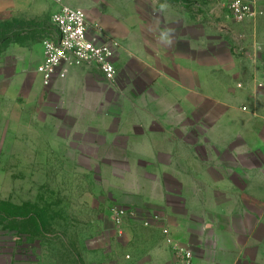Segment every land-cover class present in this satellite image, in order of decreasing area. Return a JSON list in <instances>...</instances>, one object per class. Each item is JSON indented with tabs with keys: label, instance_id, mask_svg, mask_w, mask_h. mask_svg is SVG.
Segmentation results:
<instances>
[{
	"label": "rangeland",
	"instance_id": "obj_1",
	"mask_svg": "<svg viewBox=\"0 0 264 264\" xmlns=\"http://www.w3.org/2000/svg\"><path fill=\"white\" fill-rule=\"evenodd\" d=\"M160 1L172 5L168 24L182 18L165 38L181 35L184 54L192 44L205 62L246 56L264 65V15L237 22L221 0H183L188 14ZM67 2L87 12L92 33L119 44L118 77L87 66L43 85L44 33L0 17V264H146V227L116 223L113 210L137 204L135 188L146 193V151L190 146V113L208 104L177 102L165 81L149 85V0ZM46 31L56 34L51 22ZM214 75L202 71L203 94Z\"/></svg>",
	"mask_w": 264,
	"mask_h": 264
},
{
	"label": "crops",
	"instance_id": "obj_2",
	"mask_svg": "<svg viewBox=\"0 0 264 264\" xmlns=\"http://www.w3.org/2000/svg\"><path fill=\"white\" fill-rule=\"evenodd\" d=\"M149 3V85L165 81L173 87L177 102L208 106L190 113V146L146 151V193L144 187L128 192L138 203L127 208L123 222L139 220L146 227V264H178L165 229L193 250L194 264H264V65L246 56L247 63L240 56L205 62L192 44L190 54H184L181 35L178 43L165 38L166 32L181 31L182 18L174 27L166 21L172 5L160 0ZM61 4L69 3L0 0V17L28 24L25 30L44 33V40L53 36L47 25H53L52 15ZM174 4L190 13L185 1ZM193 21L197 25L190 17L192 27ZM40 56L39 65L43 43ZM88 67L72 69L65 79L72 80L73 74ZM209 69L215 75L203 94L202 71Z\"/></svg>",
	"mask_w": 264,
	"mask_h": 264
},
{
	"label": "built area",
	"instance_id": "obj_3",
	"mask_svg": "<svg viewBox=\"0 0 264 264\" xmlns=\"http://www.w3.org/2000/svg\"><path fill=\"white\" fill-rule=\"evenodd\" d=\"M61 3L62 0H54ZM231 17L237 22L253 20L264 15L261 0H221ZM56 34L43 40V61L37 72L45 86L68 77L72 69L87 66L97 67L109 82H115L118 69L115 57L119 49L116 41H102L100 34L92 33L87 12L78 7L61 4L52 15ZM127 210L115 208L113 216L121 224ZM149 225V222H145ZM168 243L178 258V264H194V252L186 244L170 237L165 229Z\"/></svg>",
	"mask_w": 264,
	"mask_h": 264
},
{
	"label": "trees",
	"instance_id": "obj_4",
	"mask_svg": "<svg viewBox=\"0 0 264 264\" xmlns=\"http://www.w3.org/2000/svg\"><path fill=\"white\" fill-rule=\"evenodd\" d=\"M175 1H179V2H182L183 0H175Z\"/></svg>",
	"mask_w": 264,
	"mask_h": 264
}]
</instances>
